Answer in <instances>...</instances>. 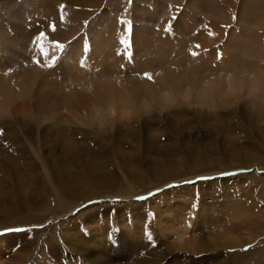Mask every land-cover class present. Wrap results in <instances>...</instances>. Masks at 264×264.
Instances as JSON below:
<instances>
[{
	"label": "rangeland",
	"instance_id": "rangeland-1",
	"mask_svg": "<svg viewBox=\"0 0 264 264\" xmlns=\"http://www.w3.org/2000/svg\"><path fill=\"white\" fill-rule=\"evenodd\" d=\"M28 30L45 33L33 52ZM0 70L33 71L29 94L0 96V264H247L238 250L262 237L224 247L264 226V0H0ZM229 73L263 83L228 96ZM83 75H116L149 105L127 97L81 120L34 112L40 92L94 100ZM201 81L205 94L192 89Z\"/></svg>",
	"mask_w": 264,
	"mask_h": 264
},
{
	"label": "bare ground",
	"instance_id": "bare-ground-1",
	"mask_svg": "<svg viewBox=\"0 0 264 264\" xmlns=\"http://www.w3.org/2000/svg\"><path fill=\"white\" fill-rule=\"evenodd\" d=\"M65 12V11H64ZM68 13V12H67ZM63 14V13H62ZM79 17V16H78ZM64 21V20H63ZM65 22V21H64ZM64 27V25L62 26ZM61 27V28H62ZM60 28V29H61ZM29 31V30H28ZM34 31L33 30H30L29 32L25 31L23 32L27 42L29 40L30 44L33 45V49H30L32 52L33 50H35L37 48V43L38 41L35 39L36 36L32 35ZM109 34H105L103 36H101L100 39H98V43L96 44L95 42V49L97 52H99V48H103L104 46L107 45V42H108V36ZM64 36V35H63ZM61 36V39H64V37ZM30 38V39H29ZM42 41V40H41ZM46 41H48L46 39ZM47 43V42H46ZM26 46H27V43H26ZM78 48H80V44L77 45ZM42 47L39 45V48H38V53L41 55V60L44 62V56L45 54L49 51H44L43 52H46L45 54H42V52L40 51ZM70 57V56H68ZM48 58V57H46ZM78 58V57H77ZM68 59V58H67ZM79 62V61H78ZM190 64V62L188 63ZM60 66H58L57 68H59ZM65 68H63V70H61L59 72V75L60 76H66V71H64ZM109 69V68H108ZM115 69V68H114ZM2 71V70H0ZM68 71V70H67ZM13 72V71H12ZM33 72V71H32ZM31 72V73H32ZM30 73V74H31ZM85 72L82 71V73H79L80 74H84ZM196 73V72H195ZM2 74V73H1ZM22 74V73H21ZM19 74L18 73H10V75H7V76H3L1 75L0 76V96L1 97H4V99L10 101V99H12V94L13 92H18L17 96L21 93H24L23 95H26V94H29L31 91V87L28 86V81L29 80H32L31 79V76L28 72H26V74ZM68 74V73H67ZM115 74V73H114ZM197 74V73H196ZM103 75H100L98 77V75H93L92 78H86L87 76H79L76 77L79 79V84L80 86L83 85L81 87L82 88H87L89 89V91H92V94L95 93V99L94 100H84L79 98L80 96L82 95H78V96H74L72 93L70 94H59L58 96L55 95L54 97H52V94L50 92H40L38 95L35 96V99H34V104L33 106L35 107L34 108V112L37 113V112H40L42 113L41 115L43 116V118L46 119L45 116H47L48 118L50 119H53L55 118V115L52 114V110H58V109H63L66 111V114L68 115H71L69 117H71L72 119H80L78 117L80 111L81 112H85V118L88 116V118L90 119L92 116H95L97 115L99 112H101L103 109L104 111L106 112H109L110 114L114 112V109H119L120 110H124L126 108V106L128 105V102L127 101V97L128 98H132L131 100H135L136 98H139L140 101L139 103L141 104H138V108L142 109V108H146L148 105L145 103V100H149V96L146 94V93H137L138 90L136 88H129L131 86V84H127V81L124 82V81H121L119 78L116 77V75H114V80H106L108 78L105 77H102ZM178 76V75H177ZM241 76V75H240ZM58 77V76H57ZM110 77V76H109ZM242 77V76H241ZM254 77H257V76H254ZM225 81L227 83L226 86L229 88V91L227 93L228 96H231V95H234L236 94L237 91H239V89L241 88V86L245 83V86L248 88V90L250 91H254V90H257V88L260 87V85L263 83V81H260L259 82V79L256 78L255 82L252 81L250 78L248 77H245V79H234L233 77H231L229 79V76L226 75L225 76ZM97 79H100V80H97ZM172 78L169 77V80H171ZM236 80V81H235ZM33 81V80H32ZM109 81V82H108ZM130 81V80H128ZM165 81H168L167 78H165ZM238 81V82H237ZM161 82V81H160ZM259 82V84H257ZM137 85V83H135ZM198 84V85H197ZM193 85L192 89L193 90H199L202 94H205L206 91L208 92V85L209 83L208 82H202L199 84V83H196V84H192ZM256 85L257 88H256ZM134 86V85H133ZM139 86V85H138ZM47 87V86H46ZM172 87V86H171ZM190 89V87H189ZM16 90V91H15ZM128 90V91H127ZM58 92V91H57ZM60 92V91H59ZM199 92V93H200ZM61 93V92H60ZM124 94H128V96L124 95ZM157 93H154V95H156ZM22 95V96H23ZM77 95V94H76ZM170 95V94H169ZM187 95H188V89L185 88L181 91V97L183 99L187 98ZM92 96V95H91ZM171 96V95H170ZM169 96V97H170ZM26 97V96H25ZM52 97V100L50 101ZM168 97V96H167ZM174 98V97H173ZM76 99H80L81 100V104L82 106H79L76 104ZM53 100H56V101H53ZM128 107V106H127ZM131 109V107H129ZM25 109H27V111L30 112V110L28 109L27 105L24 104L23 107H20V108H14L13 111H23L25 112ZM0 110H4V107H1L0 106ZM6 110V109H5ZM119 110V111H120ZM128 111V109H127ZM6 112V111H5ZM97 112V113H96ZM67 116V115H66ZM65 116V117H66ZM80 116V115H79ZM95 118V117H94ZM81 120V119H80ZM252 165L250 164H245L243 165V167L245 169H248L250 168ZM229 169L228 168H224L223 170H218L216 172H222V171H228ZM253 177V176H252ZM256 177V176H254ZM264 179V178H263ZM68 182V181H67ZM64 183V182H63ZM215 183V182H214ZM59 184V183H58ZM69 184V183H68ZM63 185V184H62ZM60 185V186H62ZM74 188H77V191L79 192L80 189L79 187H75L73 186ZM60 188V187H59ZM71 189V188H70ZM61 190V189H60ZM73 190V189H72ZM76 191V190H75ZM76 191V192H77ZM88 200V199H87ZM44 202V201H43ZM82 202V201H81ZM46 204V203H45ZM64 208V207H63ZM251 212L254 213L253 215L256 216V213L258 212V207L255 205V206H251L250 208ZM263 212H261V217H257L258 219L259 218H262V216L264 217V213L262 215ZM28 221V220H27ZM264 222V221H263ZM27 223V222H26ZM29 224V223H28ZM258 229L257 230H254L253 231V238L251 240H249L248 242H239V244H235V243H232L234 245L228 247V246H221V247H224V249H231V248H237V249H241L243 246H246L248 244H251L256 238H260L262 237V239L257 243L255 244L254 246H252V248H250L246 253H243L242 252L240 253V251L238 250V253L240 256L243 257V262L247 263V264H250L253 260L254 261H260L261 258L264 257V226L258 225ZM10 228V227H9ZM185 231V230H184ZM185 234V232H183ZM183 234V235H184ZM257 234V235H256ZM181 236H179L180 238ZM191 240V239H189ZM254 243V242H253ZM229 245V244H228ZM196 249H198V251L200 249H204V247L202 248L201 246L200 247H196ZM195 249V250H196ZM209 249V248H208ZM194 250V252H195ZM198 253V252H197ZM248 258V259H246Z\"/></svg>",
	"mask_w": 264,
	"mask_h": 264
},
{
	"label": "snow or ice",
	"instance_id": "snow-or-ice-1",
	"mask_svg": "<svg viewBox=\"0 0 264 264\" xmlns=\"http://www.w3.org/2000/svg\"><path fill=\"white\" fill-rule=\"evenodd\" d=\"M85 25L88 24V21H85L84 22ZM50 29L52 31H56V27L54 24L52 25H49ZM209 35H213V33L209 32ZM45 37V33L44 32H40L39 35L35 38L37 41H39L41 38H44ZM55 44V47L58 48L59 50L63 51L65 50V48L67 47L66 45L64 44H61L59 43L58 41L57 42H54ZM197 47H199L197 45ZM40 51L43 53V48L40 49ZM191 55H193L194 57L198 55V52H192L190 53ZM220 58V55L218 53L217 55V59ZM58 58L57 57H52L51 60L49 62H46V63H43L41 64L39 61H36V60H33V63L34 64H37L38 66H41V67H44V68H51L53 67L54 63L56 62ZM85 64V61L84 60H81V66L83 67ZM123 67V66H122ZM9 71H11V69H9ZM139 75V74H138ZM143 78L144 79H148V80H152V74L151 73H148V72H145L143 73ZM232 173H224V175H231ZM208 177H203V176H200V177H197V180H203V179H207ZM186 183H192L191 181H187ZM149 196L152 195V193L150 192L148 194ZM136 200H144L145 197L144 196H137L135 197ZM92 203H95V201H89V204H92ZM82 207H84L82 205ZM81 209H77V212H79ZM39 227H43V225H33V228H39ZM5 232H23V231H26V229H23V228H18V227H14V228H7L4 230Z\"/></svg>",
	"mask_w": 264,
	"mask_h": 264
},
{
	"label": "clouds",
	"instance_id": "clouds-1",
	"mask_svg": "<svg viewBox=\"0 0 264 264\" xmlns=\"http://www.w3.org/2000/svg\"><path fill=\"white\" fill-rule=\"evenodd\" d=\"M228 76H229V79H230L232 77V73H229ZM164 95L165 96H169V93H164Z\"/></svg>",
	"mask_w": 264,
	"mask_h": 264
}]
</instances>
